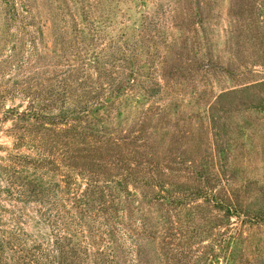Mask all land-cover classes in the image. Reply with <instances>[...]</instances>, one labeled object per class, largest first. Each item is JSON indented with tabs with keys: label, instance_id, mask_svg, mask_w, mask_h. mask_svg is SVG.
<instances>
[{
	"label": "rangeland",
	"instance_id": "1",
	"mask_svg": "<svg viewBox=\"0 0 264 264\" xmlns=\"http://www.w3.org/2000/svg\"><path fill=\"white\" fill-rule=\"evenodd\" d=\"M25 1L14 17L0 0V264H19L25 251L49 263L56 221L70 219L72 198L92 177L97 186L88 192L103 194L102 153L95 149L99 173L73 176L70 191V146L60 142L68 134L49 123L55 107L72 105L69 91L58 88L70 64L94 51L116 82L136 78L135 95L122 104V115L114 110L105 137L126 136L140 163L145 141L151 163L161 167L141 168L137 181L128 180L140 194L117 203V219L149 227L151 238L143 237L149 264H264V0ZM123 58L135 72L116 73ZM83 81L78 96L95 108ZM101 115L105 110L96 107L93 119ZM162 170L175 181L166 193L183 196L181 215L172 212L179 224L161 222L172 206L144 202L157 180L151 171ZM218 202H234L239 214L230 217ZM177 227L182 239L170 244L169 255L160 238ZM89 228L84 224L79 234ZM118 228L125 264H136L132 238Z\"/></svg>",
	"mask_w": 264,
	"mask_h": 264
},
{
	"label": "trees",
	"instance_id": "2",
	"mask_svg": "<svg viewBox=\"0 0 264 264\" xmlns=\"http://www.w3.org/2000/svg\"><path fill=\"white\" fill-rule=\"evenodd\" d=\"M7 2H9V9L10 12H12L11 15H14V17L15 14L16 17L20 14L19 7H23L24 9L26 4L25 0H12V2L6 0V3ZM77 15L78 14H75V18ZM97 52L98 51H94L93 58H81L79 63L75 62L70 64V74H68L66 79H62V83L61 85L59 84L58 88L61 86L60 90H64V94L68 93L67 90L69 91L70 100L73 97L72 101L69 100L72 105H70V108L63 105L60 108L55 107L56 109L53 110V113L50 115L49 123L51 126H54V131L60 130V133L68 134V138H62L60 142L70 146V191L72 190L74 182L73 176L81 175L82 177L87 178V175L91 176V173L94 175L98 172L93 169L96 168L94 160H92L94 156L93 149H95L102 153L98 162H101L100 165H102V168L104 169L102 171L104 181V187L102 189L103 194H101V197H94L88 192L90 188L97 186V179H93L92 177V181H89L87 189L83 190L77 197L72 198L73 201L70 204V219L62 222L56 221L59 222L57 223L59 228L54 229L53 233L54 239L52 247L55 248L53 259L47 263L48 256L45 255L40 261V259L35 255H32L30 251H25V261L22 258L18 261L19 264H125L128 261L126 257L128 249L126 243L118 237V227L120 226H124L132 238V246H134L136 257L134 263L149 264L147 253H145L143 247V237L151 238L152 236L149 227L143 225L141 229L136 228L132 218H127L129 222L127 219H120V217L117 219L119 213L117 203H119L122 196L128 198L139 193L137 190H130L129 179H136L137 181V174L139 172L142 173L143 171L148 170L146 173H150L149 169L153 170L154 166L156 169L161 167L151 163L152 158L150 159V156L152 154L153 157V153L151 148L149 149V147L144 145L145 141L141 144V148H138V150L141 149V151L144 152L142 156H144L146 162L144 161L140 163L134 160L133 157V153H136V150H133L130 146L128 147L125 144L126 141L124 138H126V136H122L116 140H114L113 137L112 139H109V136L108 138L105 137L104 130L107 129V124H112L114 110L118 108L120 115H122V104L135 95H132V81L136 80V78L134 75H130V79L127 82H116L112 78L113 74L107 75V72L112 71L113 68H109L104 61L105 58ZM93 63L95 64L94 72L85 75L87 68L92 66ZM129 68L131 71L130 74L135 72L128 61L123 58L118 62L116 73L118 71L122 73V70ZM84 77L86 89H90V93L94 94L97 98L94 100L96 107H102L106 113V115L99 116L97 120L93 119L96 107L93 108V105H90L88 102L85 104L84 101L81 100V97L78 96L79 87L84 83ZM125 84L129 87L125 88ZM72 88L75 89V93ZM147 94L148 92L145 90L144 96H147ZM40 97H43L41 92L38 93L36 98L39 99ZM46 97L47 96L44 98ZM144 98L145 97H143V99ZM118 99H120V103L117 102ZM64 105H66V103ZM54 112H57L58 114H55ZM117 120L118 119H116V121ZM133 141L138 142L139 137L131 139V144ZM131 146L134 147V144ZM141 168H144L145 170ZM118 169L124 170L125 172L122 171V173L117 174L115 171ZM164 172L165 170H162L155 176L156 172L151 171L153 175L152 177L157 178V180L152 184L154 188V190L152 189L153 193H144V202H148L154 206L158 204L172 206L170 209L167 208L170 213L161 219V222L163 223V226H166L169 224L167 222L168 219L174 218V223L179 224V219L177 220L174 216L175 214L181 215L180 212L182 207L180 205L183 204L181 202V197L183 196L180 195V191H176L179 195L172 192H168V194L166 193L168 187L172 186L175 181L169 173ZM187 195L184 194V197H187ZM110 197L113 199L112 202L109 201ZM225 202L229 203V200L225 198ZM106 203L110 205L108 206ZM217 205V208H225L230 217L239 214V211L237 210L238 205L234 202H232L231 206L227 203L223 204L219 202ZM179 208L180 210H177ZM94 209L99 211L97 212L98 216L94 213ZM143 211H147V208L144 207ZM172 212H175V214L173 215ZM87 218L96 219L98 225H96L95 222L87 221ZM77 224L81 225V229L78 231V227H76ZM84 224L90 228L86 234L80 235L79 232L84 231L82 229ZM170 234L175 238L172 236L171 238L168 237ZM222 236L226 237L225 234ZM177 237L182 239V232L179 227L176 228L175 233H162L160 243L162 249H164L163 252L168 251L169 255L173 254L174 249L171 248L170 251L169 247H171L170 244H174L173 242ZM82 238L87 241L85 242ZM154 238H156V235H154ZM81 240L82 243L85 242V244L80 243Z\"/></svg>",
	"mask_w": 264,
	"mask_h": 264
}]
</instances>
